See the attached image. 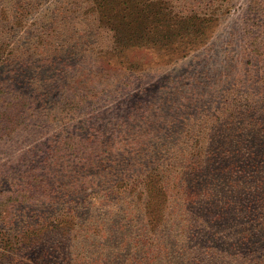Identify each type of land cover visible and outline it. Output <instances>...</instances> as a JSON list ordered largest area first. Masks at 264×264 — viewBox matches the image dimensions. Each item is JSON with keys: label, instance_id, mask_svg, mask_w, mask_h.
Returning <instances> with one entry per match:
<instances>
[{"label": "trees", "instance_id": "1", "mask_svg": "<svg viewBox=\"0 0 264 264\" xmlns=\"http://www.w3.org/2000/svg\"><path fill=\"white\" fill-rule=\"evenodd\" d=\"M218 1L202 18L172 11L139 36L133 31L145 28L123 30L117 13L107 15L114 3L105 10L102 0H88L94 18L85 16L53 48L35 40L34 56L21 44L8 47L5 23L19 27L21 12L0 15V141L32 120L55 131L43 161L13 173L0 168V264H115L120 250L100 242L116 236L108 223L119 221L124 206L128 218L146 222L137 230L142 237L155 192L163 196V221L181 218L188 240L200 235L199 264H264V0L249 2L241 70L229 65L236 31L223 53L215 46L202 53L224 10ZM104 35L111 40L100 46ZM152 76L162 79L155 101L115 129L93 127L80 138L89 130L80 113L84 93L97 90L99 98L100 89ZM150 127L164 137L130 139ZM92 207L100 213L90 215ZM71 219L77 228L64 230ZM150 242L138 243L137 254L149 247L153 262L171 252Z\"/></svg>", "mask_w": 264, "mask_h": 264}, {"label": "rangeland", "instance_id": "2", "mask_svg": "<svg viewBox=\"0 0 264 264\" xmlns=\"http://www.w3.org/2000/svg\"><path fill=\"white\" fill-rule=\"evenodd\" d=\"M249 2L250 0L218 1L217 8L219 10L224 8V10L216 28L217 21L215 19V29L209 43L212 45L205 48L203 52L200 50V52H213L208 51V49L215 46L214 51L217 52L216 54L223 53L224 50L220 48L226 45L230 34L236 31L237 38L232 48L229 65L236 68V70H241V50L248 43L244 35V28L246 18L250 16ZM112 3H114L113 7L116 10L107 15L110 16L113 13H117L118 26L123 30L145 28L143 31H133L136 34H140L139 36H143L142 34H144L145 30L156 28L159 22L165 21L173 14L171 13L172 11L179 14V17H183L188 13L187 11L193 16H198V18H202L201 16H205L207 13L210 14L209 9L211 5H214L215 0H102L101 8L106 6L104 9L108 10ZM91 9L93 7L88 3V0H0L1 16L7 13L14 19L20 11L22 17V23H19V27L13 28L14 24L18 25L16 20L12 24L5 23L8 26V47L12 48L15 44H21L24 49L29 51V55L33 56L38 53V51L35 53V48H31V44L35 40L45 43L51 48L68 41L70 30L75 27L81 28L85 16H91ZM121 14L122 16H128V20L121 19ZM91 17L94 18V16ZM157 18L160 20L153 21ZM164 24L165 22L160 24L161 29H165ZM171 28H174V26ZM130 37L132 39L136 38V36ZM110 40L111 37L104 35L99 40V44L104 46ZM193 54L190 57L191 59L196 56ZM220 59L223 60L224 56L221 55ZM216 68L220 69L219 66ZM182 75L184 79L189 77V73L180 71L178 76ZM161 81V78L155 76L145 77L142 80H132L128 86H119L108 90L100 89L101 95L99 98H95L98 95L97 90L91 93L92 96H87V92L84 93L87 102L80 113L82 115L81 118L85 120V124L89 126V130H83L77 132V134L80 138H88L93 127L102 130L103 133L115 129L118 123L126 121L127 116L131 112L137 113L138 108L148 106L149 103L159 97L158 87ZM95 99L97 101L92 103ZM29 125L28 128L21 129L16 134L6 136L0 141V168L7 169L9 173L25 169L43 161L46 155V148L54 144L52 135L55 131L53 127L46 123V120H40L38 123L32 120ZM153 128L150 127L149 135L139 134L138 136H132L130 139L164 137L156 133ZM163 207V196L159 192H155L148 210V232L142 237H140L141 233L137 232V230L143 227L146 222L135 216L128 218L127 208L124 206L123 213L118 218L119 221L108 223L111 227H114L116 236H111L110 240L108 239V243L106 240L100 242H103L104 248L110 245L115 253L120 250L115 258V264H130L129 259L135 258V256L139 260L149 258L144 260L142 264H162V262H168L167 264H169L170 261L171 264H199L197 262L198 255L195 254L197 252L195 244H199L200 235L191 236L188 240L184 235L186 223L181 218H168L163 221ZM99 213L98 208L92 207L90 215ZM90 215L85 212L84 223L87 222L85 220H88ZM61 227L64 230L70 229L74 231L77 228V222L75 219L66 220ZM120 228L121 231L117 234L116 231L120 230ZM157 230H159V235L154 236ZM148 238L167 243L171 252L153 262L150 260L153 257V253L151 256L145 255L149 252V247L144 250L142 248L139 250L141 252L137 254V244L146 241L149 244L150 240ZM90 240L92 239H84V241ZM174 245H176L175 249ZM126 246H130V248L127 247V250H125ZM90 250L98 251L96 248H90ZM80 251L82 250L80 249ZM130 251L134 253L131 254ZM80 258H85V256L80 255ZM29 261L30 256H25L24 262L29 263ZM133 263L136 264V260Z\"/></svg>", "mask_w": 264, "mask_h": 264}]
</instances>
